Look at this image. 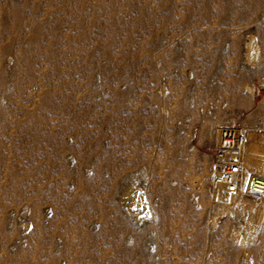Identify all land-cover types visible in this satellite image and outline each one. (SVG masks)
<instances>
[{
	"label": "rangeland",
	"instance_id": "1",
	"mask_svg": "<svg viewBox=\"0 0 264 264\" xmlns=\"http://www.w3.org/2000/svg\"><path fill=\"white\" fill-rule=\"evenodd\" d=\"M263 100L264 0H0V264H264Z\"/></svg>",
	"mask_w": 264,
	"mask_h": 264
},
{
	"label": "built area",
	"instance_id": "2",
	"mask_svg": "<svg viewBox=\"0 0 264 264\" xmlns=\"http://www.w3.org/2000/svg\"><path fill=\"white\" fill-rule=\"evenodd\" d=\"M249 133L240 125H223L217 132L211 190L219 200L264 201V176L248 163Z\"/></svg>",
	"mask_w": 264,
	"mask_h": 264
},
{
	"label": "bare ground",
	"instance_id": "3",
	"mask_svg": "<svg viewBox=\"0 0 264 264\" xmlns=\"http://www.w3.org/2000/svg\"><path fill=\"white\" fill-rule=\"evenodd\" d=\"M252 43L248 46L249 48H252ZM264 101V100H263ZM245 129V128H244ZM249 163V162H248ZM262 202H264V201H262ZM261 203V202H260ZM227 208H224L223 210H221L220 211V215H224V214H226L227 212L229 213V211H230V208L228 207V206H226ZM219 215V216H220Z\"/></svg>",
	"mask_w": 264,
	"mask_h": 264
}]
</instances>
